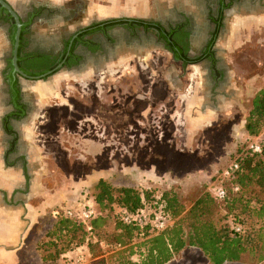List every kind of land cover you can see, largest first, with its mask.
Segmentation results:
<instances>
[{"label": "rangeland", "instance_id": "374dc122", "mask_svg": "<svg viewBox=\"0 0 264 264\" xmlns=\"http://www.w3.org/2000/svg\"><path fill=\"white\" fill-rule=\"evenodd\" d=\"M260 5L225 18L213 47L224 69L215 91L201 64L181 66L159 50L142 59L113 60L101 73L62 71L22 83L33 108L19 127L25 165L5 157L3 162L20 169L24 193L31 194L33 205H43L26 236V264H116L110 237L123 210L115 205L102 213L95 236L106 244L89 253L84 244L72 243L58 256L45 249L64 210L81 202L98 214L93 202L98 179L147 193V214L156 212L149 206L156 196L172 190L183 207L179 217L203 192L221 189L222 170L251 139L243 125L252 97L264 91V0ZM196 22H202L200 16ZM202 38L204 32L193 43L195 50ZM76 255L83 260L75 262ZM204 263L198 251L187 248L166 264Z\"/></svg>", "mask_w": 264, "mask_h": 264}, {"label": "trees", "instance_id": "16d2710c", "mask_svg": "<svg viewBox=\"0 0 264 264\" xmlns=\"http://www.w3.org/2000/svg\"><path fill=\"white\" fill-rule=\"evenodd\" d=\"M186 36L187 33H184L183 37ZM176 42L186 51L187 42ZM43 58L45 60L41 64H33L27 70H45L56 60ZM263 124L264 91H259L252 97L243 128L247 135L253 137ZM236 164L237 168L222 180L220 186L224 197L221 200L214 194L203 192L183 216L179 217L183 207L174 191H163L156 196L149 206L167 216L171 222L160 232L153 233L147 225L129 226L120 219L115 222L110 238L116 250L110 255L111 259H115L116 264H166L174 255L190 248L203 256L204 264H262L264 156L245 153ZM148 198L147 193L127 187L113 188L105 180L98 179L93 186V202L98 214L86 224L58 218L49 232L52 240L47 242L45 249H54L53 254L58 256L72 243H78L76 246L84 244L91 253L99 244H106L96 238L105 219L102 213L111 210L113 205L133 213L142 209ZM253 220L257 222L256 227ZM234 228H239L238 232ZM57 241L62 243L61 246L57 245Z\"/></svg>", "mask_w": 264, "mask_h": 264}, {"label": "flooded vegetation", "instance_id": "af4514ba", "mask_svg": "<svg viewBox=\"0 0 264 264\" xmlns=\"http://www.w3.org/2000/svg\"><path fill=\"white\" fill-rule=\"evenodd\" d=\"M190 2L192 5H189ZM258 5L261 6L260 0H190L185 6L173 7L166 15L156 16L155 19L93 20L79 26L71 24L73 15L70 12L33 2L15 3V7L10 5L11 9L18 13L21 23L26 24L20 34L17 52L22 59L18 61L17 66L32 72L27 69L33 64H41L45 60L43 57L56 58L55 64L71 38L72 44L65 64L58 72L80 73L87 70L86 72L101 73L108 63L114 62L113 60L117 62L118 59H125L128 56L142 59L143 53L151 50L166 52L170 54L171 60L186 66L180 59H173L175 56L165 42L164 34L167 35L169 30H172L168 38L174 42L179 54L186 59H200L196 65L201 64L200 66L204 68L208 84L213 88L212 91H215L224 79V69L219 66V59L215 56L213 47L223 30L224 20L228 15L237 14L240 10L254 11ZM199 16L202 22L197 24L196 20ZM111 20H115V23L108 24L107 22ZM154 24L157 27L154 28L152 26ZM0 26L4 27L3 30L9 41L7 50L1 56L3 65L0 70L2 156L8 161L13 160L14 164L22 168L25 165V156L20 149L19 125L28 121L33 110L22 91V83L31 81H26L15 74V98L13 99L8 79H6L12 56L13 26L11 20L1 11ZM38 29L44 30V33L42 34ZM214 30H217L214 42L211 48L207 49ZM203 32L204 38L200 40L201 44L195 50L193 43L199 41L198 38ZM184 33H187L185 38ZM176 41L187 42L186 51Z\"/></svg>", "mask_w": 264, "mask_h": 264}, {"label": "crops", "instance_id": "0c3cea01", "mask_svg": "<svg viewBox=\"0 0 264 264\" xmlns=\"http://www.w3.org/2000/svg\"><path fill=\"white\" fill-rule=\"evenodd\" d=\"M5 1L8 4L11 2ZM28 2L70 12L73 15L71 24L80 26L93 20L155 19L156 16L166 15L173 7L185 6L187 0H19L18 3ZM237 25L238 22L234 26ZM0 27L1 69V56L7 50L9 41L4 27ZM27 123L25 121L19 127ZM2 152L0 132V264H26V236L36 223L35 215L43 210V205H33L31 194L27 196L24 193L26 184L20 169L10 165L12 162L4 163Z\"/></svg>", "mask_w": 264, "mask_h": 264}, {"label": "built area", "instance_id": "2783aa9c", "mask_svg": "<svg viewBox=\"0 0 264 264\" xmlns=\"http://www.w3.org/2000/svg\"><path fill=\"white\" fill-rule=\"evenodd\" d=\"M245 153L264 156V124L262 125L259 132L255 136L251 137L244 148L236 153L232 161L222 170L220 175L222 179H226L230 173L237 168V159ZM214 195L217 199L221 200L224 197V192L222 189H217ZM54 214L57 215L55 212L53 215ZM62 217L86 224L95 217V210L91 205L79 202L74 208L64 210L62 212ZM120 221L125 225L134 227H142L147 225L153 233L164 230L171 223L167 216L163 215L160 211L149 212V214H147L144 208L133 213H128L123 210L120 214ZM238 230L239 228H234L235 232H238ZM84 249H86L85 246ZM82 260V256H75V262H80Z\"/></svg>", "mask_w": 264, "mask_h": 264}, {"label": "water", "instance_id": "95a60500", "mask_svg": "<svg viewBox=\"0 0 264 264\" xmlns=\"http://www.w3.org/2000/svg\"><path fill=\"white\" fill-rule=\"evenodd\" d=\"M0 11L3 12L9 20H11L12 26H13V31H12V35H11L12 56H11V59L9 61V69H8V73L6 74V79H8L9 87H10V90L12 91V95H13V99H14L15 98V89H14L15 74L18 75L19 77H21L22 79H24L26 81H31V82L44 80L45 78L55 74L65 64V59L68 55L69 47L72 44V38L69 39L67 47L64 50L62 56L57 60V62L53 66H51L45 70L39 71V72H28V71L23 70L17 66L18 61L20 59H22L17 52L18 47H19V42H20V34L22 31V28L26 24L21 23L18 13L13 11L11 9L10 5L5 0H0ZM107 23L108 24H114L115 20H111ZM152 26L154 28L157 27L155 24ZM172 32H173L172 30H169V34H171ZM216 32H217V30L213 31L212 37L207 44V49L211 48V45L214 42ZM169 34H167V35L164 34V38H165V42H166L167 46L169 47L170 51L175 56V58H173V59L174 60L180 59L184 63V65L194 66L195 64H197V62L200 59H193V60L192 59H186L183 55L179 54V50L176 47V45L174 44V42L168 38Z\"/></svg>", "mask_w": 264, "mask_h": 264}]
</instances>
